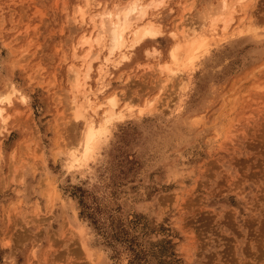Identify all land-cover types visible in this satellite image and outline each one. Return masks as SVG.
<instances>
[{
  "label": "rangeland",
  "instance_id": "1",
  "mask_svg": "<svg viewBox=\"0 0 264 264\" xmlns=\"http://www.w3.org/2000/svg\"><path fill=\"white\" fill-rule=\"evenodd\" d=\"M83 4L0 0V91L11 83L26 97L0 128V264H264V0L234 7L225 31L220 0L149 8L165 35L128 49L126 62L112 57L100 100L116 94L122 118L73 175L84 123L72 117L69 68L84 70L73 49L97 32L78 20ZM183 15L188 27H217L169 79L155 70L170 62ZM105 53L92 48L83 90L100 87ZM104 109L87 120L100 124Z\"/></svg>",
  "mask_w": 264,
  "mask_h": 264
},
{
  "label": "bare ground",
  "instance_id": "2",
  "mask_svg": "<svg viewBox=\"0 0 264 264\" xmlns=\"http://www.w3.org/2000/svg\"><path fill=\"white\" fill-rule=\"evenodd\" d=\"M134 3L136 4L135 9L131 10L130 14L127 16V19H125V13L130 11L131 6ZM104 4L106 5V3ZM152 4H153V0H150L147 4H142L141 0H131L124 7L114 6L112 8H109L107 6L106 7L103 6L100 0H84L83 6L78 7V9L76 10L77 15L79 17L78 20L81 22V24L84 22L85 23L89 22L91 23L93 28H97V32L94 37H90V35L82 36L73 49V56L75 58L78 57L79 59H81L80 61L81 64L84 65V70L81 71L78 68H72V67L69 68L71 89L72 92L74 93L71 99V107H70L72 109V117L76 121L79 122L83 121L84 123V131L82 132L81 138L75 150H78L81 153L80 159L83 161L84 165H86V163H88L93 156L91 155V153H89L88 159L86 160L84 159L83 156L84 147L81 144V139L84 138L85 131L87 128H90L93 125L96 128H99L102 123L100 121L101 122L100 124H94L92 121L87 120L85 114L88 111H92V113L95 114L98 109H102L103 103L100 100V98L104 92V88L101 86V79L106 78L110 75L108 74V70H109L108 66L111 64V62H114V60H112V57L117 55L119 59V61L117 62L118 64L120 62H126L129 60L128 55L126 53L128 49H134L143 41L153 40L156 38L153 36H145V32L150 27L155 26V23L151 20V18L148 17V9L151 7H155V6H150ZM236 6H238L239 11L243 12L245 10L244 9L245 0H220V10L223 13H225L222 14L224 15L223 17H220L223 22V26L221 27L222 31L226 30L228 23L232 19L230 14L232 11H234V7ZM93 7L94 8L103 7V8L100 12L90 15L89 13ZM117 17H119V19H117ZM86 18L88 19L87 21ZM183 18L184 15L177 20V23L174 26V30L180 32L182 37L179 38L176 32L171 33V34L174 33L175 36L172 35L174 40L169 50L170 62L167 64L158 63L157 69L155 70L159 74L169 79H171L174 76L180 75L179 73L182 71H187L191 69L192 67L191 62L194 56L196 55V53L199 52L202 46L201 39L206 37L208 38V36L213 34L212 32L210 33V31H214L217 27L216 24H214V22L209 25L203 22L204 24L202 25L203 29L202 28L198 29V27L196 28L188 27V25L184 23ZM210 21H214V20H210ZM113 32L116 33L115 37L113 36ZM202 32H207L206 34L208 35L206 36V34L205 33L203 34ZM114 39L116 40L115 44L113 43ZM83 46L86 47L85 52L79 56L77 54V50L79 48H83ZM95 46L104 49V51L106 52L101 60L100 65L96 69V74H97L96 81L100 85V87L96 91H91L87 89L83 90V87L87 85L86 82L88 81V79H90V72L92 70L91 60L94 59V54H92V48ZM173 48L176 49L174 53L175 59H173ZM148 68L152 71L150 66H148ZM84 93L87 94L84 95ZM79 94L80 95L82 94L83 97L82 98L79 97L77 99V96ZM115 95L111 97H115ZM13 98L15 99L17 98L22 103L26 102L25 95L21 94L14 87V85L10 83L6 91H0V128L1 129H4L8 124V121L10 120V115L6 113V108L11 106V104L13 103ZM117 104L119 103L116 100L115 107L108 105L107 109H104V112L107 110L109 116L115 113L117 117L115 120L120 119V117L122 116L121 110L119 109ZM152 104H153L152 101H147L143 107L138 109V112L142 113L143 111L149 110L152 107ZM122 106L127 107V109L133 107L129 102L128 103L125 102ZM77 115L80 116V119L76 118ZM73 153L74 150L68 153V161ZM77 166L80 167V165Z\"/></svg>",
  "mask_w": 264,
  "mask_h": 264
},
{
  "label": "snow or ice",
  "instance_id": "3",
  "mask_svg": "<svg viewBox=\"0 0 264 264\" xmlns=\"http://www.w3.org/2000/svg\"><path fill=\"white\" fill-rule=\"evenodd\" d=\"M150 6L155 7H162L166 6L164 5V0H153V4ZM227 6V5H225ZM136 7V4L134 3L131 6V9L129 12L125 13V19H127V16L130 14L131 10H134ZM119 19V17H117ZM116 33L113 32V36L115 37ZM165 32L161 30V27H150L146 32L145 36H153V37H159L164 36ZM175 36V34H172ZM113 43H116V40H113ZM176 49L173 48V59H175V53ZM116 104V98L110 97L107 100L106 105H102L105 109H107L108 105H111L115 107ZM77 119H80V116L77 115ZM115 113H113L111 116H109L107 110L105 111V119L102 121L101 126L99 128H96L94 125L90 128H87L85 131V136L83 139H81V144L84 147L83 156L84 159H88L89 153L94 157L96 154V150L103 148L105 145L110 144L112 140V128L113 123L116 119ZM122 118V117H120ZM81 153L78 150H74V153L71 155L69 161L67 162V170L71 174H75L77 171L80 170V168H83L84 164L83 161L80 159ZM77 165H80V168H77Z\"/></svg>",
  "mask_w": 264,
  "mask_h": 264
}]
</instances>
